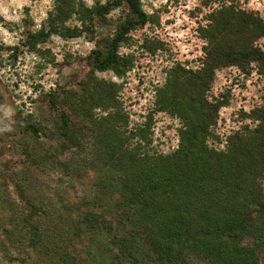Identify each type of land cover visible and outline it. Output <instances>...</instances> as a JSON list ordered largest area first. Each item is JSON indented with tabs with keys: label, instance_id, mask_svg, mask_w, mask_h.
<instances>
[{
	"label": "rangeland",
	"instance_id": "obj_1",
	"mask_svg": "<svg viewBox=\"0 0 264 264\" xmlns=\"http://www.w3.org/2000/svg\"><path fill=\"white\" fill-rule=\"evenodd\" d=\"M138 1L143 25L125 0H95L92 8L85 0L50 7L32 0L20 23L0 17L15 40L0 39V127L12 129L0 132V264H54L23 228L47 227L62 203L91 198L97 169L108 165L96 153L112 132L121 150L165 156L187 144L189 125L201 123L187 111L200 104L209 114L204 144L216 152L258 126L251 110L264 107V30L246 26L227 40L221 23V44L247 41L253 50L247 65L215 67L196 98L189 79L212 50L210 14L229 6L233 30L237 19L264 23V0ZM114 46V63L99 68ZM260 183L264 191V174Z\"/></svg>",
	"mask_w": 264,
	"mask_h": 264
},
{
	"label": "trees",
	"instance_id": "obj_2",
	"mask_svg": "<svg viewBox=\"0 0 264 264\" xmlns=\"http://www.w3.org/2000/svg\"><path fill=\"white\" fill-rule=\"evenodd\" d=\"M125 2L143 25L146 17L139 1ZM229 11L226 6L209 16L206 31L213 32L205 38L212 50H208L203 67L189 79L192 97L203 93L215 67L243 68L251 57L253 50L247 41H218L221 23L226 26L227 40L245 34L246 26L255 33L264 30V23L254 18L239 22L236 18L233 30L230 25L234 21L228 24L225 20ZM64 19L61 15L60 20ZM115 49L99 68L114 63ZM206 106L200 104L196 112L195 107L188 109L187 113L199 115L201 123L189 125L187 144L170 155L121 150L115 147L118 140L112 132L104 141V152L96 153L97 159L108 165L97 169L102 176L92 183L91 198L84 203H62L59 216L47 227L29 224L23 228L28 239L36 237L42 253L54 264H88L87 258L90 264H264V191L260 183L264 174V107L251 110L258 126L235 135L229 150L221 153L204 144L207 122L203 121L209 116ZM112 122L109 127L114 131ZM68 139L72 141L73 135Z\"/></svg>",
	"mask_w": 264,
	"mask_h": 264
},
{
	"label": "clouds",
	"instance_id": "obj_3",
	"mask_svg": "<svg viewBox=\"0 0 264 264\" xmlns=\"http://www.w3.org/2000/svg\"><path fill=\"white\" fill-rule=\"evenodd\" d=\"M106 0H101V3H105ZM32 0H0V17H3L6 22L20 23L23 16V8L25 6H31ZM44 4L51 6V0H44ZM87 7H95V0H85ZM19 10V11H17ZM39 21H37L38 23ZM0 39L3 40L5 44L15 43L13 39V33H10L3 24H0ZM10 125L4 124L0 127V132L11 131Z\"/></svg>",
	"mask_w": 264,
	"mask_h": 264
}]
</instances>
